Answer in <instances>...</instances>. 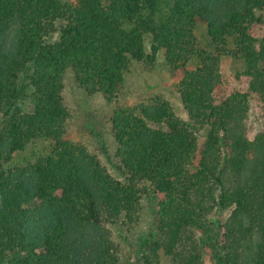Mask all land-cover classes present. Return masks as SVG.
I'll return each mask as SVG.
<instances>
[{
    "label": "trees",
    "instance_id": "trees-1",
    "mask_svg": "<svg viewBox=\"0 0 264 264\" xmlns=\"http://www.w3.org/2000/svg\"><path fill=\"white\" fill-rule=\"evenodd\" d=\"M263 11L264 0H0V264H120L110 228L143 199L156 222L138 264H205V251L212 264H264ZM159 52L187 120L159 97L115 108L112 155L101 144L115 179L65 139L63 78L111 103L131 65ZM225 57L241 65L234 77Z\"/></svg>",
    "mask_w": 264,
    "mask_h": 264
},
{
    "label": "rangeland",
    "instance_id": "rangeland-1",
    "mask_svg": "<svg viewBox=\"0 0 264 264\" xmlns=\"http://www.w3.org/2000/svg\"><path fill=\"white\" fill-rule=\"evenodd\" d=\"M264 20V11L261 13ZM196 40L199 48H203L204 28L199 25L196 31ZM230 47V45H229ZM149 51V46H146ZM240 63L235 62L231 57H225L221 61V73L227 77H234L239 70ZM178 78L173 76L165 66L162 54L159 52L156 61L151 67H144L132 64L125 75L124 83L116 99L107 103L100 94L87 95L81 90L74 81L73 75L67 73L63 78L62 97L68 110L69 117L65 126V139L82 146L91 155H94L115 179L120 176L109 166L106 155L101 144L104 143L109 155H112L113 145L110 135V118L115 108L133 107L139 103L146 102L148 99L159 97L167 101L174 115L186 121L187 116L184 112L174 87ZM252 131L260 129V112L252 109L249 114ZM198 139L199 149L204 143V132ZM19 162L22 161L18 160ZM137 218L129 225H115L111 230L114 244L119 250L120 264H138L137 248L138 238L155 234V207L153 202L142 200ZM228 212L217 215L220 221L226 219ZM205 264H212L211 253L205 251ZM159 264H174L169 258L161 257Z\"/></svg>",
    "mask_w": 264,
    "mask_h": 264
}]
</instances>
